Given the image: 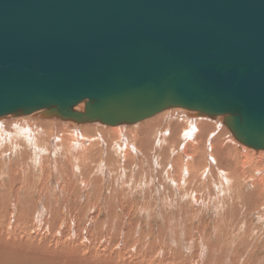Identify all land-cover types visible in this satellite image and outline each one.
Masks as SVG:
<instances>
[{
	"label": "water",
	"instance_id": "95a60500",
	"mask_svg": "<svg viewBox=\"0 0 264 264\" xmlns=\"http://www.w3.org/2000/svg\"><path fill=\"white\" fill-rule=\"evenodd\" d=\"M175 107L264 149V0H0V118L115 126Z\"/></svg>",
	"mask_w": 264,
	"mask_h": 264
},
{
	"label": "rangeland",
	"instance_id": "374dc122",
	"mask_svg": "<svg viewBox=\"0 0 264 264\" xmlns=\"http://www.w3.org/2000/svg\"><path fill=\"white\" fill-rule=\"evenodd\" d=\"M76 106H74L75 110H77ZM81 106H83V103L81 104ZM173 109L178 110V118H180V122L183 123H181L180 126L181 130L187 127L185 128V130L193 131L194 134L192 140L186 138L185 135L182 134L181 131H179V129L175 126L173 127V130L176 133L174 134V138L170 139L171 134L168 133L172 128H164L165 134L164 138L162 135V140L168 141L169 139L170 147L174 146L172 149H170L171 151L169 149H166L168 146L164 147V150L154 148L155 150H150L149 152H147L148 155H146L145 153V155L141 156V158L145 157V160H142L140 157L135 159L134 155L129 153V156H127L126 159L122 162L123 165H120L121 162L116 161L119 159L114 152L109 151L106 155V148H101L99 146L93 152V157L95 160V158H104V156H106L105 159L107 161L105 165L109 170V175L107 174L105 178H102L101 174L98 173L99 171H97L96 167L92 171H90V167L92 165L84 162L81 171H72L66 179V170L68 169V167L65 165L72 166V162H61L60 160H57V175H55V179L59 181L61 185H63L64 181L72 183L74 177L73 182L75 183V185L72 186V192L70 194L65 193V185L62 188L63 196L65 197L66 195H69L70 199H67L65 202H60L55 199L57 198V196H53V198L47 199L45 200V202L43 201V203H41L42 207H40L41 209H39L36 205V200L39 199L40 196L38 188H41L40 185L42 181L40 182L37 191L35 190L31 193L30 198H28L27 195L29 191L28 188L26 191L27 193L25 192L26 198H19V201L22 202V207L21 211L16 215L17 218L19 217L18 220L20 222V226L24 228L23 230L38 229L39 231L48 232L47 230L55 229V224L53 223V221L58 218L60 219L61 224V222H63L67 216V211L70 209L74 211L76 215V221L82 228L83 235H85L87 232H92L95 237L103 232L104 236L117 237L121 239L120 241H122L123 236L127 240L134 239L137 241L136 247H139L140 250L144 251L148 245L151 246L152 248H150L149 246L148 248H150V250L154 249V256L163 257L166 263L170 262L172 264L175 263L176 260H182L183 262H187L190 264H264V202L262 203V200H264V186L262 184L260 185L253 182V179L257 178V176H253L255 175V173H253V171L255 170L252 171L253 164L249 162L244 165L242 163L240 164V153L237 147L240 144L238 142H235V144L226 142L224 144V147L227 151L224 153H219L220 155H217V158H233L231 160L224 159L222 162L223 169L224 171H226V181L228 184L225 183V185L224 183H219L220 175H218L215 169H210L204 179L201 174L199 178H194L192 176V171L195 169L194 166H196L197 168V171L195 170V173H197L201 171L200 169L203 165H206V162L204 160L205 137H207L206 144L213 143L219 145L221 143L219 142L218 138H222L225 135H229L232 133L224 124L222 118L223 116H214L220 117V125L219 127H215L209 125V123L213 122V119H211L212 116L209 117V115H203L199 113H197L199 114V117L198 120L197 118L195 119L197 120L196 122L198 123L199 121H203V123L208 124L206 127L202 125L201 129L198 130L193 120L191 121L190 115H188V113L196 112L179 107L163 110L149 118H146L145 120L143 119L138 121V123L141 121L143 122L152 119L153 117L159 116L161 114H168L172 112ZM42 112L44 111H36L27 114V116L24 117L23 120L30 123L28 126L34 127L35 124L42 122V118H37L40 114H42ZM9 116L10 115H8L7 117ZM3 120L4 118H1V121ZM184 121L189 122V124L184 123ZM45 125H47L48 127L51 125V123H45ZM7 132L11 131L7 130ZM88 133L89 134H82V136H89L90 138L95 139L98 138V134H95L93 131L90 130ZM210 134H215V136L211 138L209 136ZM42 138L45 141V138ZM112 139L114 140V138ZM201 140L203 141V144L198 143ZM142 142V140H137L138 145L143 149L146 143L143 144ZM186 143L188 144V147H186V153L179 156L178 154L182 150L181 146ZM21 146L22 150L20 152H27L25 150V147L28 149L27 145ZM151 147L152 144L150 143L149 149ZM250 149L252 148L250 147ZM7 150H3V152ZM252 150H254V148ZM151 152L155 153L153 154V156H157L155 157V160L157 159V162L153 159V156H149L151 155ZM162 152L163 155L161 154ZM17 157L18 156H16L11 161H13V165L17 162L15 165L20 166L23 162L17 160ZM189 158H195L198 163L195 164L197 161L190 162ZM48 161L49 160L47 158H44L43 164H48ZM28 164L29 162H27V164L23 163L24 166H29ZM183 166H185L187 171V179H184L181 176V174L183 175V173H181ZM262 166L263 164L260 165L259 168H261V170H259L264 172ZM1 168L0 173H8V171H6L7 168ZM29 168L32 169V167H26V169ZM30 169L28 171L29 173H27L23 178V180L25 179L23 181L24 183L27 182L28 184H30V182H34L35 184H37L39 183L38 181L40 179H44V173H32ZM241 169H244L243 172H245L243 173V177L241 175V172L238 173V170ZM60 171H62L61 174ZM228 173H230L231 175ZM234 174H237V176L234 177ZM120 176H122L121 181L119 178ZM250 176H253V178H250ZM89 177L92 180H95L96 183L92 185L90 182H88V184L92 185L91 190H93L91 191L90 185H87L88 189L85 193H88V197H84L77 190L80 189L78 184L81 180H86ZM179 178L184 179V181L186 182L193 183L196 186H198L200 182L201 184L205 183L207 185V188L205 186L199 187L200 191H198L194 188V185H190L189 190H195L201 195H206L207 193L208 195H211L210 199L208 197H202L203 201L205 202L204 205H198V209L196 210L190 209L188 207V198H185L182 195L181 190L176 186L175 180H179ZM167 179H169L171 183L167 182ZM5 181L6 182L2 183L3 181L2 179H0V184L6 186L8 180ZM155 182L158 184L152 185V183ZM100 183L101 186L104 187L102 193L100 192ZM124 183L129 185L125 186V188L120 189L119 186L123 185ZM172 183H174L175 185H173ZM216 184L218 188L216 187ZM133 186L142 187V195H131V193H133L132 190L134 189ZM156 186L160 188L157 191H155ZM128 188L129 190H127ZM0 193H2V199L0 198V202H2L1 205L7 204L8 206H6V208L8 209V207L11 206V201L13 200L11 197L14 194L12 192L7 193L5 189H2ZM215 197L219 200L214 203ZM233 198H235V200ZM120 199L124 200L123 202H120L118 204ZM228 199H232L233 202L238 199V201H236L238 203H230L232 206L229 204L225 208V210H223L222 217L219 216L218 213L213 211V209H210L207 206L213 203L214 206L216 204L217 206H219V202H223ZM59 200L63 199L60 198ZM64 203L66 204L64 205ZM92 203L95 204L96 208L91 209L89 207ZM150 203L151 206L149 207ZM115 204H117V209L115 208L117 211L115 210L113 216L108 217L106 213L108 211L105 210V206H113ZM122 204H129L137 209L129 216V218H127L129 221L127 219L125 220L126 223H123L124 219H121L122 216L120 215V206ZM140 204L146 205L147 207V210L144 214L139 212L138 205ZM44 205L48 209L46 215L41 214L44 212L42 211L44 209ZM99 208L104 210V214L102 213V211L100 212V210H98ZM95 210H98V212ZM108 213L109 215H111L110 212ZM1 214L3 213H0V215ZM93 214H95V218L91 217L93 216ZM61 217L64 218L61 220ZM89 217L90 221L92 222L87 221ZM1 220L2 219L0 218V222H3V220ZM10 221L11 223H13V219L9 220L8 222ZM86 227L92 229H87ZM195 230H199L198 233L200 232L201 236H203V240H198L196 238L194 233ZM70 232L72 233L71 236H74V232L76 233L77 231L75 230V228H73ZM215 232H217L216 235ZM118 242L111 245L117 247V245L119 244ZM154 246L156 249L153 248Z\"/></svg>",
	"mask_w": 264,
	"mask_h": 264
},
{
	"label": "bare ground",
	"instance_id": "6f19581e",
	"mask_svg": "<svg viewBox=\"0 0 264 264\" xmlns=\"http://www.w3.org/2000/svg\"><path fill=\"white\" fill-rule=\"evenodd\" d=\"M82 103L83 102L79 103L80 105L78 104L76 106L77 110L83 109L84 104L83 106H81ZM177 113L178 110L173 109L172 112L168 114L165 113L159 116H155L152 119L143 122L142 121L139 123L136 122L137 124L133 123L134 125H128L123 123L117 126L105 125L99 121L76 122L72 119H63L59 117L57 114H48L46 112H42V114H40L37 117V118H42V122L35 124L34 127L28 126L30 123L23 120V118L26 117L27 115H13L9 117H4L3 121H1L0 118V168L2 167L1 169H3L5 167L7 168L6 171H8L7 174L6 173L4 174V172L0 173V179H2L3 181L2 183L6 182L5 180H8L6 186L0 184V192L2 189H5L7 193L12 192L14 194L11 197L13 200L11 201V206H9L8 209L6 208V206H8L7 204L5 205L3 203L4 205H1L2 202H0V213H3L0 215V218L3 220V222L6 223L5 224L3 222H0V264H171L170 262L166 263L164 261V258L161 256H157V257L154 256L153 254L154 249H151L152 250L151 251L150 248L152 247L149 245L148 246L150 248H148L147 246L148 249L146 248L144 251L140 250L139 247H136L137 241L134 239L127 240L123 236L122 241H120L121 239L117 237L104 236L103 232H101L98 236L95 237L92 232H87V233L85 232L86 234L83 235L82 228L79 226V224L76 221V215L74 211L70 209L67 211V216L65 220L60 224V219L57 218L55 221H53V223L55 224V229L52 230L46 229L48 232L39 231L38 229L23 230L24 228L20 226V222L18 220L19 217L17 218L16 215L21 211V207H22L21 204L22 202L19 201V198H26L25 192L27 191L28 188L29 191L27 195L28 198H30L31 193L34 192L35 190L37 191V188L39 187L41 181H42L40 185L41 188L40 189L38 188L40 196L39 199L36 198L37 199L36 205L39 209H41L40 207H42L41 203H43V201L45 202V200L51 199L53 198V196L55 197L57 196V198L55 197L54 198L60 202H65L67 199H70L69 195H66L65 197L63 196L62 188L65 185V193L70 194L72 192V186L75 185V183L73 182L74 177L72 183L64 181V184L61 185V183L55 179V175H57V163H58L57 160H60L61 162L62 161L72 162V166L65 165L68 167V169L66 170V179L72 171L74 172L81 171L84 162L85 163L87 162L89 165H92L90 167V171H92L96 167L97 171H99L98 173L101 174L102 178H105L107 174L109 175V170L105 165L107 161L105 159L106 156H104V158L103 157H100L98 159L95 158V160L93 157V152L99 146L101 148H106V155L109 151L114 152L119 159L116 161L121 162L120 163L121 165L122 162L126 159V157L129 156V153L134 155L135 159H137L138 157L141 158V156L145 155V153L146 155H148L147 152H149L150 150H155L154 148L163 149L164 147L168 146L166 149L169 150L172 149L174 146L170 147L169 139L168 141L162 140V135L164 138V134H165L164 128H169V129L172 128L168 133L171 134L170 139L174 138V134L176 133L173 130V127L175 126L179 129V131H181L182 134L185 135L186 138L192 140L194 134L193 131L185 130V128L187 127L181 130L180 126L182 122H180V118H178L179 116L177 115ZM188 115H190L191 121L193 120L198 130L201 129L202 125L205 127L207 126L208 123H203V121H199L198 123L196 122L198 120L199 114L191 112L188 113ZM196 118L197 120H195ZM219 118L220 117H211V119H213V122L209 123V125L219 127L220 125ZM45 123H51V125L47 127ZM184 123L189 124V122L187 121L186 122L184 121ZM7 130H10L11 132H7ZM90 130L93 131L95 134H98L97 139L90 138L89 136H82V134H89L88 132ZM209 136L212 138L215 136V134H210ZM42 137L45 138V141ZM112 138H114V140ZM137 140H142L143 144L146 143L143 149L138 145ZM204 140H205L204 160L206 162V165H203L200 169L201 171L197 173H195L197 171V168L196 166L193 165L195 169L192 171L193 173L192 176L194 178L195 177L199 178L201 174L204 179L207 173L210 171V169L211 170L215 169L218 175H220L219 183L228 184L226 181L227 178L225 173L226 171H224L223 169L222 162L224 159L231 160L233 158H229V157L217 158V155H220L219 153H224L227 151L225 150L224 147V144L226 142L235 144V142H238V140L235 139L232 136V134L225 135L222 138H218L219 142L221 143L219 145L213 143L206 144L207 137H205ZM150 143L152 144V147L149 149ZM198 143L203 144V141L201 140ZM238 143L240 144L237 146L240 153L239 156L240 158L239 160H241L240 164L242 163L244 165L248 162L253 164L252 167L253 169L252 168L251 169L252 171L255 170L253 171L255 175H253V173L252 175L254 177L257 176V178L253 179V182L260 185L262 184L264 186V172L260 171L261 168H259L260 165L263 164L262 169H264V150L254 149L255 150L254 151L252 150L253 148L250 149V147L240 142ZM21 145L23 146L27 145L28 149L25 147V150L27 152L25 153L20 152L22 150ZM183 146H181L182 150L178 154L179 156L181 154H185L187 151L186 147H188V144L186 143ZM3 150H7V151L3 152ZM153 154L155 153L151 152V155L149 156H153ZM161 154L163 155V152ZM16 156H18L17 160L23 163L27 164V162H29L28 164L29 166H24L23 163L22 165L17 166L15 165L17 162L13 165V161L11 160L14 159ZM155 157L157 156L156 155L153 156L154 160ZM44 158H47L49 160L48 164L46 163H44L45 165L43 164ZM141 159L145 160V157H142ZM189 161L196 162L197 160L195 158H189ZM197 163L198 161L195 164ZM26 167H32V169L29 168L32 173L33 172L44 173L45 175L44 179L43 180L40 179L38 181L39 183L37 184H35L34 182H30V184H28L27 182L24 183L23 181L25 179L23 180V178L24 176H26L27 173H29L28 172L29 169H26ZM243 170L244 169L238 170V173L240 172L242 173L241 174L242 177H243V173H245L243 172ZM61 172L62 171H60V174ZM181 173H183V175L181 174V176L184 179L188 178L185 166L182 167ZM58 176H59V172H58ZM122 176L119 177L120 181L122 180L121 179ZM235 176H237V174L236 175L234 174V177ZM253 176H250V178H253ZM184 179L179 178V180H175L176 186L181 190L182 195L185 198H188V207L192 210H196L198 209L197 208L198 205L202 206L205 203L202 197H208L210 199L211 195H208L206 192H204L206 193V195L205 194L201 195L200 193H197L195 190H189L190 185L191 186L194 185L195 186L194 188L198 191H200L199 187L205 186L207 188V185L205 183L201 184L200 182V184L196 186L193 183L184 181ZM88 182H90L92 185L96 183L95 180H92L89 177L86 180H81L80 183L78 184L80 189L77 190L84 197L85 196L88 197V193H85L88 189L87 185H90L88 184ZM167 182L171 183L169 179H167ZM156 184L158 183L156 182L152 183V185H156ZM172 184L175 185L174 183ZM92 185H90V190ZM128 185L129 184L124 183L123 185L119 186V188L122 189ZM99 187H100V192L102 193L104 187L101 186V183ZM133 187H132L133 193H131V195L133 196L142 195V190H141L142 187H137V186H133ZM158 189L160 188L156 186L155 191H157ZM127 190H129V188ZM0 198L2 199V193H0ZM60 198H62L63 200H59ZM233 199L235 200V198ZM123 200L124 199H120L119 202L117 201L118 204L120 202H123ZM218 200L219 199L215 197L214 203L217 202ZM236 201H238V199ZM235 202H233L232 199H228L226 201L219 202L220 203L219 206H217V204L214 206L213 205L214 203L207 206L210 209H213V211H215L216 213L219 214V216L222 217L223 210H225V208L230 203L233 204ZM263 202L264 200H262V203ZM237 203L238 202H236V204ZM65 204L66 203H64V205ZM116 206L117 204L113 206L111 205L105 206L106 207L105 210L111 213V215H109V213L105 211L108 217L113 216L114 211L117 209ZM138 206H139V212L144 214L147 210L146 205L140 204ZM150 206L151 203L149 207ZM89 207L91 209L96 208L95 204L93 203ZM43 208L44 209L42 211L44 212L41 214L46 215L48 209L46 208L45 205ZM98 210H100V212L102 211V213L104 214V210H102L101 208H99ZM98 210L95 211L98 212ZM136 210L137 209H135V207H133L132 205L122 204L120 206V215L122 216L121 219H124L123 223L124 222L126 223L125 220L129 218V216ZM91 217L95 218V214H93V216ZM63 218L64 217H61V220ZM11 219H13V223H11V221L8 222ZM87 221L88 222L90 221V217L87 219ZM73 228H75L77 232L76 233L74 232V236H71L72 233L70 231ZM87 229H92V228H87ZM198 231L197 230L194 231L196 238L198 240H203L202 238L203 236H201L200 232L198 233ZM216 234L217 232H215V235ZM116 242L119 243L117 247L111 245V244H115ZM153 248H155V246ZM177 262H182V263H177ZM183 263L190 264L187 262H183L182 260H176V262L172 264H183ZM194 264H208V263H194Z\"/></svg>",
	"mask_w": 264,
	"mask_h": 264
}]
</instances>
